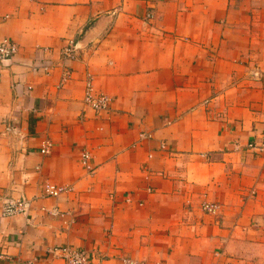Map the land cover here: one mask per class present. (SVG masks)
Returning <instances> with one entry per match:
<instances>
[{"label":"crops","instance_id":"0c3cea01","mask_svg":"<svg viewBox=\"0 0 264 264\" xmlns=\"http://www.w3.org/2000/svg\"><path fill=\"white\" fill-rule=\"evenodd\" d=\"M4 39L19 51L0 61V264H63L58 246L264 264V153L247 148L264 142V0H0ZM88 75L107 111L84 104ZM47 182L69 190L42 197ZM6 197L28 213L3 217Z\"/></svg>","mask_w":264,"mask_h":264},{"label":"built area","instance_id":"2783aa9c","mask_svg":"<svg viewBox=\"0 0 264 264\" xmlns=\"http://www.w3.org/2000/svg\"><path fill=\"white\" fill-rule=\"evenodd\" d=\"M81 45L78 41H69L61 51V55L63 59L76 60L81 54ZM19 51V46L16 42L10 39H4L0 42V61H7L14 58ZM35 69L38 72H42L44 74H48L51 71V67L44 63L35 65ZM68 76V72L63 74L62 80L64 81ZM84 104L88 106V108L93 111L100 113L107 111L110 108V102H112V98L99 93L96 91L94 87V83L91 75L87 76L85 81V92L83 97ZM143 136H147L142 134ZM149 137V136H148ZM52 143L46 141L41 149V154H49L51 152ZM162 148H165V144L162 145ZM247 148L256 153H264V142L255 143L250 142L247 145ZM90 151L87 148H84L80 152V164L81 167L88 173L92 174L95 171V167L92 164V156L90 155ZM68 187L60 186L51 182H47L43 185L42 188V197L47 198H57L61 194L68 191ZM29 200L26 197L20 198H11L6 197L3 199V207H2V216L3 217H13L17 215H26L29 210ZM201 209L205 214L216 215L221 205L216 202H202ZM53 216L62 215L57 209H54L50 212ZM51 254L57 256L63 261V264H103V259L98 257L96 251L87 252L86 250L76 249L71 246H58L53 248L50 251ZM120 264H141L138 259L128 257V256H120Z\"/></svg>","mask_w":264,"mask_h":264},{"label":"rangeland","instance_id":"374dc122","mask_svg":"<svg viewBox=\"0 0 264 264\" xmlns=\"http://www.w3.org/2000/svg\"><path fill=\"white\" fill-rule=\"evenodd\" d=\"M69 60V59H68ZM255 75H257V76H259V73L257 72V73H255ZM254 152V151H253ZM255 154H258V155H260L261 153H256V152H254Z\"/></svg>","mask_w":264,"mask_h":264}]
</instances>
